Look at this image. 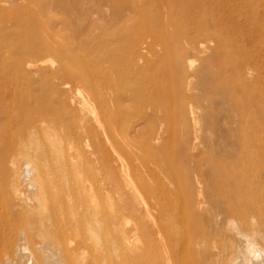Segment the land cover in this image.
Wrapping results in <instances>:
<instances>
[{"label":"bare ground","instance_id":"obj_1","mask_svg":"<svg viewBox=\"0 0 264 264\" xmlns=\"http://www.w3.org/2000/svg\"><path fill=\"white\" fill-rule=\"evenodd\" d=\"M137 10L140 15L142 10ZM135 11L131 14L125 11L126 21L132 22ZM170 31L164 32L166 39L157 52L164 56L175 50L176 61L172 65L180 68L188 53H182V49L195 54L201 49ZM115 43L116 50L102 56L97 54L93 61L110 62L114 60L115 51H119L117 46L139 49L140 40L130 36L116 39ZM102 47L103 44L98 43L86 49L99 52ZM76 48L83 47L79 44ZM152 49L150 46L149 50ZM69 51H57L62 60L52 66L51 73L42 70L27 80L39 84L40 94L45 93L43 97L32 95L33 108L28 107L31 96L18 104L15 120L30 130L29 138L23 143L24 152L33 146L35 152L40 151L39 162L14 168L16 170L9 174L4 171L3 177L8 183L4 193L9 198L0 201V264H97L96 254L101 248L110 252L107 237L101 235L98 214V197L104 196L105 190L90 184L97 181L100 169L108 178L117 170L110 160L100 165L95 162L100 150L99 137L128 140V131L135 123L146 119L153 123L157 115L172 114L168 102L175 99L181 110L179 117L186 120L190 116L194 125L191 137L185 130L181 131V136L186 141L190 138L199 148L200 138L195 126V118L201 114L198 106H205L212 98L227 99L226 78L213 73L214 64L208 60L205 71L182 74L186 88L196 97L198 105L189 110V115L178 85V88L169 87L166 92L161 87L162 94L151 104L150 113L141 104L131 108L125 102L139 103L142 89L138 83L131 88L118 86L121 80L117 82V72L128 70L127 64L92 69L82 61L72 63L71 54L78 61L79 56L73 48ZM37 62L34 60L31 65ZM241 67L242 63L234 65L236 71ZM49 85L54 88L55 97L46 95ZM72 85L78 87L75 106H70L66 100L67 90L64 89ZM83 88L91 94L85 95L86 92L80 91ZM89 99L94 104L89 103ZM53 100L57 101L58 108L52 104ZM204 108L208 117L212 107ZM169 119H165L167 127L171 124ZM239 125V137L232 139L229 149H218L213 136L209 135L203 150L178 153L176 166L150 169L144 178L143 197L130 200L125 225L116 218L109 227L110 258L122 251L128 257L125 264H264V101ZM42 138L45 141L42 142ZM88 143L92 145L90 151L83 148ZM126 143L123 146L130 152ZM67 144L77 147V153L59 150ZM29 178L31 183L26 182ZM124 183L128 188H135V185L131 187L129 177H125Z\"/></svg>","mask_w":264,"mask_h":264},{"label":"rangeland","instance_id":"obj_2","mask_svg":"<svg viewBox=\"0 0 264 264\" xmlns=\"http://www.w3.org/2000/svg\"><path fill=\"white\" fill-rule=\"evenodd\" d=\"M137 9L142 10L140 15ZM133 10H136L134 19L132 22L126 21V12L131 14ZM0 23V201L9 198L4 193L8 184L3 177L4 171L7 170L9 174L16 170L14 168L34 166L39 162L40 151L35 152L33 146L28 152H24L23 143L29 138L30 130L28 127H25L28 131L23 130L25 128L15 120V114L19 111L20 100L26 101L31 96L28 107L33 108L32 95L44 96L45 93L40 94L39 84L29 83L27 80L42 70L51 73L55 64L62 60L57 53L59 49L70 52L69 49L73 48L79 61L70 53L72 63L80 64L82 61L84 66L92 69L127 64L128 70H120L119 74L117 72V82L121 80L118 86L131 88L132 84L138 83L142 94L139 103L128 100L125 104L131 108L141 104L149 113L151 104H155L157 96L162 94L160 90L163 88L166 92L172 86H179L184 95L188 115L189 110L196 109V97L186 88V80L181 78L184 71L197 74L201 70L205 71L206 64L211 61L214 64L213 73L226 78L227 99L212 98L205 102V106H198L200 109L197 110H201V114L196 116L195 126L200 138L199 148L192 144L190 138L186 141L181 136V131L185 130L191 137L194 125L190 116L186 120L179 117L181 110L175 99H169L172 113L169 116L160 114L154 118L153 123L147 119L135 123L127 135L132 142L129 139L122 141L123 137L121 141L120 137L114 140L103 138L102 135L99 137L100 150L95 162L100 165L102 161L110 160L117 169L112 178H108L100 169L97 181L90 184L107 192L104 191L105 195L98 197V214L101 235L102 238L107 237L106 246L110 252L112 235L109 227L116 218L125 225L130 200L143 197L144 178L151 170L176 166L178 153L203 150L209 135L213 136L218 149L231 148V142L239 137L240 121L251 117L257 111V106L264 101V0H0ZM165 31L177 32L179 37L199 46L201 52L195 54L182 49V53L188 52L184 55L185 64L175 68L172 65L176 61L175 50L164 56L159 53L162 41L166 39ZM130 36L140 40L137 45L139 49L117 46L119 51H115L114 60L98 63L99 67L95 62L96 55L102 56L113 51L116 39ZM77 43L83 48H76L79 46ZM98 43L103 44L105 51L103 47L99 52L86 49V46H97ZM150 46L153 47L152 50H149ZM41 50L43 53H38ZM34 60H38L35 66L31 65ZM110 63L114 64L109 65ZM238 63H242V67L236 71L234 65ZM163 85L167 86L164 88ZM79 86L83 85L79 83ZM69 88H64L67 90L66 100L70 106H75L78 87L72 85ZM47 90L46 95L55 97L54 88L50 86ZM80 91L89 96L90 91L84 88ZM89 100V103L94 104L92 99ZM52 104L59 107L57 101ZM3 106L5 107L2 108ZM206 106L212 107V113L208 117L205 116ZM100 117L104 121L101 114ZM168 118L171 120L169 127L165 126V119ZM93 124L96 125L91 122ZM44 139L42 138V142ZM126 142L130 146V152L123 146ZM83 148L90 151L92 145L88 143ZM59 150L75 154L79 149L67 144ZM125 177L130 178L131 187L135 185L136 189L125 185ZM26 182L31 183V178ZM110 252L101 248L96 254L97 264L127 262L128 257L122 251L115 258H110Z\"/></svg>","mask_w":264,"mask_h":264}]
</instances>
